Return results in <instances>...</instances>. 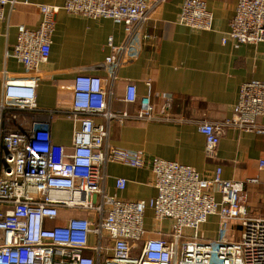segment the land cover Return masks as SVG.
I'll return each instance as SVG.
<instances>
[{
	"label": "built area",
	"instance_id": "built-area-1",
	"mask_svg": "<svg viewBox=\"0 0 264 264\" xmlns=\"http://www.w3.org/2000/svg\"><path fill=\"white\" fill-rule=\"evenodd\" d=\"M167 0H64L61 5L39 4L37 28L18 26L13 56L26 68L24 78L3 77L0 100V264H264V215H252L243 195L244 182L226 179L218 167L204 177L194 167L155 157L152 161L156 195L124 200L107 191V166L122 163L141 167L145 154L110 143L112 121L160 119L154 113L150 91L142 96L135 84L126 87L124 101L138 103L134 112L110 107L118 69L140 56L144 27ZM18 0H0V20ZM27 3V0L25 1ZM64 10L91 19L108 18L124 26L125 37L115 44L102 64L109 85L95 74H78L71 108L38 107L34 76L49 59L56 16ZM213 12L205 0H183L179 22L197 30L213 28ZM222 42H264V0H238L230 29ZM108 85V86H107ZM151 88V83L148 81ZM164 110L172 107L167 95ZM61 112L74 123L73 146L68 151L52 139L50 119ZM29 116L10 129L6 115ZM97 117L103 119L98 123ZM167 118V116L165 117ZM264 81L252 79L240 87L230 117L201 121L206 152L213 155L227 128L264 134ZM264 167V160L260 161ZM249 181L258 182L257 178ZM124 190L128 180L115 179ZM153 211L158 227L148 232L146 211ZM211 216L224 235L228 222H240L238 239H208L202 226ZM169 222L164 228L162 223Z\"/></svg>",
	"mask_w": 264,
	"mask_h": 264
},
{
	"label": "crops",
	"instance_id": "crops-1",
	"mask_svg": "<svg viewBox=\"0 0 264 264\" xmlns=\"http://www.w3.org/2000/svg\"><path fill=\"white\" fill-rule=\"evenodd\" d=\"M14 11L6 8V18L0 20V100L3 77L29 76L25 66L13 56L18 26L37 28L40 23L39 4L61 5L64 0H18ZM213 12V28L197 30L179 22L183 0H167L147 21L144 27L141 56L133 63L118 69L112 86L110 107L114 111L134 112L138 103L124 101L126 87L135 84L139 96L150 91L154 113L160 119L131 120L125 124L112 121L110 143L128 149H140L145 154L141 167L122 163L107 166V191L124 200L149 199L156 195L152 161L155 157L176 160L191 165L204 177H211L218 167L222 176L244 182L243 195L252 215H264V134L227 128L213 155L206 152V138L198 130L201 121L219 122L230 117L238 101L241 85L252 79L264 81V42L224 44L222 37L230 29L238 0H205ZM115 44L125 37L124 26L108 18L91 19L61 10L49 59L42 63L35 88L36 102L41 109L67 110L71 108L73 86L78 74L101 76L109 85L108 72L101 64L110 57L108 39ZM151 83V88L148 86ZM107 85V86H108ZM167 95L172 107L164 110ZM167 116V118H165ZM29 116L6 115L5 126L18 128ZM96 122L103 121L97 117ZM264 123V118L260 120ZM55 143L68 151L73 146L74 123L61 112L50 119ZM124 177V190L116 188L115 179ZM257 178L258 182L249 181ZM146 216L153 219V211ZM153 232L158 224L153 220ZM164 228L168 221L162 223ZM218 229V219L211 216L202 226L208 239Z\"/></svg>",
	"mask_w": 264,
	"mask_h": 264
},
{
	"label": "rangeland",
	"instance_id": "rangeland-1",
	"mask_svg": "<svg viewBox=\"0 0 264 264\" xmlns=\"http://www.w3.org/2000/svg\"><path fill=\"white\" fill-rule=\"evenodd\" d=\"M146 219H147V226L151 228L153 219L150 216L149 217L146 216ZM240 232H241L240 222L237 220H234V221L228 222L223 236L221 235L220 230L218 229L215 230L214 236L216 237L226 236L227 239L229 240H235L239 238Z\"/></svg>",
	"mask_w": 264,
	"mask_h": 264
}]
</instances>
